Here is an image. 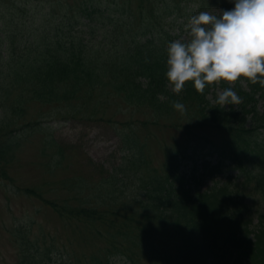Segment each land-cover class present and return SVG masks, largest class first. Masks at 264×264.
<instances>
[{
  "label": "trees",
  "instance_id": "trees-1",
  "mask_svg": "<svg viewBox=\"0 0 264 264\" xmlns=\"http://www.w3.org/2000/svg\"><path fill=\"white\" fill-rule=\"evenodd\" d=\"M47 2L0 0L10 264H264V86L221 81L202 95L186 82L177 95L166 78L189 18L232 0ZM229 87L241 102L215 103ZM49 120L111 128L119 161L72 159Z\"/></svg>",
  "mask_w": 264,
  "mask_h": 264
},
{
  "label": "clouds",
  "instance_id": "clouds-1",
  "mask_svg": "<svg viewBox=\"0 0 264 264\" xmlns=\"http://www.w3.org/2000/svg\"><path fill=\"white\" fill-rule=\"evenodd\" d=\"M234 8L220 15L201 11L189 18L187 38L170 42L166 49V78L179 95L186 82L204 94L206 86L240 80L264 86V0H232ZM231 88L218 93L215 103L239 104ZM173 108L184 112L179 101Z\"/></svg>",
  "mask_w": 264,
  "mask_h": 264
},
{
  "label": "rangeland",
  "instance_id": "rangeland-1",
  "mask_svg": "<svg viewBox=\"0 0 264 264\" xmlns=\"http://www.w3.org/2000/svg\"><path fill=\"white\" fill-rule=\"evenodd\" d=\"M28 3L48 2L47 0H28ZM217 11L218 10L215 9V13H217ZM175 31H177V29H175ZM180 37L187 38V30H185ZM221 91L222 90L219 89L218 93ZM46 124L48 125V129L51 131L54 138L61 145L66 148H72L77 154H72V159L91 158L99 163L105 164L107 167H109L113 162L117 163L119 161L118 156L120 155V151L118 150L117 137L111 128H107L102 124H83L81 122H74L71 120H49ZM25 158L28 157L26 156ZM211 160L214 162V157H211ZM30 169L31 168L25 166L21 169L23 170L22 174L31 177L34 176V171ZM229 173L234 174L235 172L230 171L226 174H220L219 178L223 179L224 176ZM24 201L25 200L21 199L17 202V204H21ZM23 206L26 208V203L23 204ZM255 207L257 208V211L262 212L264 215L263 199H260L259 202L255 201ZM258 219L259 216L257 215V217L254 218L253 223L258 224ZM12 253V248L7 243H0V261L10 264L12 262ZM116 263L121 264L122 261L117 259ZM0 264H2V262Z\"/></svg>",
  "mask_w": 264,
  "mask_h": 264
}]
</instances>
